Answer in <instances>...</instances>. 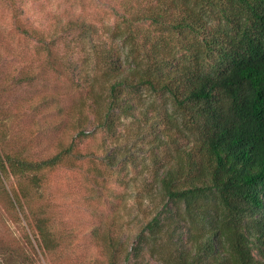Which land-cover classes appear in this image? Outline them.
Here are the masks:
<instances>
[{"label": "trees", "instance_id": "obj_1", "mask_svg": "<svg viewBox=\"0 0 264 264\" xmlns=\"http://www.w3.org/2000/svg\"><path fill=\"white\" fill-rule=\"evenodd\" d=\"M118 1L128 17L104 38L80 19L67 25V43L24 32L44 63L0 85V184L16 179L20 208L23 181L37 185L59 169H80L106 192V182L123 187L130 157L114 139L124 121L137 122L160 165L155 210L126 238L94 226L95 255L70 264H264V0H149L135 17L129 4L140 0ZM59 41L68 50L52 52ZM35 83L79 96L64 106L60 94H44L20 110L54 113L44 129L69 136L44 157L10 142L2 101L7 89ZM96 133L105 136L100 150H83ZM32 229L42 253L62 254L66 233ZM36 258L5 251L0 264Z\"/></svg>", "mask_w": 264, "mask_h": 264}, {"label": "rangeland", "instance_id": "obj_2", "mask_svg": "<svg viewBox=\"0 0 264 264\" xmlns=\"http://www.w3.org/2000/svg\"><path fill=\"white\" fill-rule=\"evenodd\" d=\"M148 1H138L139 4L141 2L140 8L134 2L130 3L131 15L135 17L134 10L142 9ZM119 4L118 0L0 2V85L19 82L21 72L36 69L44 63V53L34 40L26 37V30H36L48 37H63L67 43L74 34L67 32V25L80 19L94 26L96 34L104 38L112 33L116 22L126 15ZM63 49L68 50V47L60 41L51 47L52 52ZM53 85L35 83L33 90L7 89L2 100L9 111L8 139L13 145L22 146L37 157L47 156L60 144L69 142L67 134L62 135L53 127L44 129V122L48 126L54 120L56 122L54 113L34 117L20 111L44 94H60L57 100L64 106L79 97L67 85ZM142 129L137 122L124 121L114 139L130 157L122 172V180L126 184L123 187L113 181L106 182L110 189L106 192L94 187L92 180L85 177L80 169H59L46 175L45 180L37 185L23 181L25 200L21 202L23 208H20L14 197L16 179L3 181L0 184V254L16 250L30 257L35 251L38 264H70L76 258L87 259L95 255L94 240L89 235L94 226H113L119 231V236L129 237L153 214L159 201L153 177L160 170V165L152 161L149 136ZM104 137L96 133L83 146V150H100ZM43 223L67 234L62 241V254L54 256L42 253L32 226Z\"/></svg>", "mask_w": 264, "mask_h": 264}]
</instances>
